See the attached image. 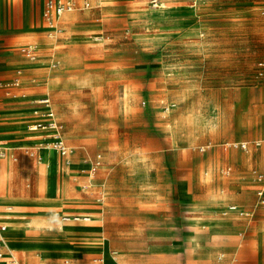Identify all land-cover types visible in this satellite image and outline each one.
<instances>
[{"label": "rangeland", "instance_id": "obj_1", "mask_svg": "<svg viewBox=\"0 0 264 264\" xmlns=\"http://www.w3.org/2000/svg\"><path fill=\"white\" fill-rule=\"evenodd\" d=\"M25 1L6 2L0 28L13 68L0 82L23 70L14 97L0 89V200L44 228H9L11 249L25 264L111 250L122 264H264V0H73L48 18L46 0ZM41 98L67 151L47 175L31 142L52 131L43 116L26 127Z\"/></svg>", "mask_w": 264, "mask_h": 264}, {"label": "crops", "instance_id": "obj_2", "mask_svg": "<svg viewBox=\"0 0 264 264\" xmlns=\"http://www.w3.org/2000/svg\"><path fill=\"white\" fill-rule=\"evenodd\" d=\"M9 0H0V28L1 27H3V26H7V24H8V20L6 19V17L4 16V14H5V12H6V2L7 3H9L8 2ZM48 1H53V2H62V3H66V2H69L72 6H75L74 5V1L73 0H65L66 2H64V0H46V2L44 3V5L48 2ZM21 4L22 6H21V8H22V11H24L25 12V10L27 9V8H29V5H30V0H26L25 2H18V4ZM43 5V7L41 8V15H43V8L45 7ZM72 10V9H71ZM70 10V11H71ZM70 11H65L64 13H67V12H70ZM22 26H23V22H22ZM10 38H13V36H10ZM1 42H3V41H1ZM4 43V42H3ZM28 46H33L34 48H35V56L37 57V47L35 46V45H33V44H28L26 47H28ZM1 48H4L3 46H0V77H3V76H5V73L7 72V71H11L13 68H12V65H11V59H9L7 56H5L4 55V51H1ZM23 48H25V47H23ZM23 48H21L20 49V52L22 53V49ZM3 50V49H2ZM22 55H23V57L25 58V59H27L28 61H30V62H33L34 60H36V57H35V59L34 60H30L29 58H27L23 53H22ZM6 67H11L9 70H7V68ZM33 68V67H32ZM24 69H31V68H24ZM13 71V70H12ZM23 70L22 69H20V70H14V73L12 74V76L11 77H9V78H5L4 80H2L1 82H0V89L2 90V93H3V95H4V97H6V98H11V97H14L15 96V93L17 92V91H19L20 90V88H21V79H22V77H23V72H22ZM14 79H18V81H19V85H18V87H13V88H11V89H5V88H3L2 87V84H4L5 82H8V81H11V80H14ZM8 91V93L9 94H7L6 92ZM41 99H43V98H41ZM41 99H39V100H41ZM33 104V103H32ZM31 107H33L32 109L34 110V108L35 107H38L37 109H39V108H44V107H42V106H31ZM40 111H43V110H40ZM35 112V110L34 111H32V114ZM34 114H37V113H34ZM38 120H41L40 118H39V116H36V117H33V116H30V121L28 122L29 124H27V128H28V126L31 124V123H33V122H36V121H38ZM33 145H37V144H39L38 145V148H39V146L40 145H44V146H46L45 144H48L49 142H48V140L46 141H44V139L43 138H33L32 139V142H31ZM46 152H50V151H46V150H40V151H38L37 152V157H38V159H39V162H38V164L43 160V158H44V155H45V153ZM54 153V152H53ZM32 154V156H33V152L31 153ZM56 154V153H55ZM3 155H4V153L3 152H1L0 151V158H3ZM58 155V154H57ZM96 164V163H95ZM96 166H98V165H96ZM229 173V172H228ZM26 186H29L28 184L26 185ZM0 203H1V200H0ZM2 204V203H1ZM3 206H2V210H0V226H4L5 227V229H4V231H1L0 232V238L3 240V244H4V247L1 249V257H0V259H6V262L8 263V264H25V261L23 260V258L20 256V254H18L17 252H16V250H14L15 249V247L12 245V243H14L13 241H11L10 240V238H9V235H8V230H9V226H8V224H7V219H8V213H12V211H13V204H10V203H7V204H2ZM230 205H228L225 209H227L228 207H229ZM231 206H233V205H231ZM234 206H236L237 208H238V205H234ZM224 209V210H225ZM239 210V209H238ZM4 213H6L5 215H3ZM230 214H238L237 212H231V213H227V212H225V213H222V215L223 216H228V215H230ZM239 215V214H238ZM86 219V220H84V219ZM82 218V220L81 221H89L90 219H89V217H83ZM58 229H61V228H58ZM11 248H14V249H11ZM26 253H28V257L27 258H29L31 261H33V259H31V254H32V251L30 252V251H28V252H26ZM4 255V256H3ZM46 256H47V254H46ZM58 256H59V254H58ZM7 257V258H6ZM61 256H59V258H60ZM77 257V254H76V256L74 257V258H76ZM223 258V256L222 255H219V256H217V259L218 260H220L221 261V259ZM10 262V263H9ZM30 262V261H29ZM95 262H97V263H99V264H108V263H110V262H114V263H119V264H122V262H121V260H120V258H119V256H118V253H117V251H115V250H111V251H108L107 253H104V254H101L100 255V257L95 261ZM64 264H69V262L68 261H64L63 262ZM237 262L234 260V261H232V264H236Z\"/></svg>", "mask_w": 264, "mask_h": 264}, {"label": "built area", "instance_id": "obj_3", "mask_svg": "<svg viewBox=\"0 0 264 264\" xmlns=\"http://www.w3.org/2000/svg\"><path fill=\"white\" fill-rule=\"evenodd\" d=\"M72 9V5L69 2L66 3H62V2H53V1H48L45 4L44 10H43V15L44 17H49L50 14L53 12L56 15H61L63 12L65 11H70ZM22 53L29 58L30 60H34L35 59V48L33 46H28L22 49ZM19 85V81L18 79H14L8 82H5L4 84H2V87L5 89H11L13 87H18ZM7 94L8 91L6 92ZM49 99L48 98H43L38 102L39 106H42L46 109V114L45 116L49 119L46 122V127L52 131V136L49 138V145L50 147H52V149H54L55 151L61 153L62 156H65L67 154L66 148L61 140V137L59 135L58 132V126L56 125V123L53 121V113L49 110ZM36 113V112H34ZM37 127H41L40 125H38ZM37 127L33 128V130H36ZM241 148L246 149V144H241L240 145ZM96 165H99V161L96 162ZM229 171H227L226 173H228ZM253 174L255 175L257 181H261L264 178V171L263 173H256L253 172ZM256 195H258L259 200H260V204L264 205V193L263 190H258L256 192ZM227 213H231V212H237L240 216H244V217H248V213H244V212H239L238 208L236 206H229L226 210ZM86 220V219H84ZM5 227L4 226H0V232L4 231ZM4 247L3 244V240L0 238V257H1V249Z\"/></svg>", "mask_w": 264, "mask_h": 264}, {"label": "bare ground", "instance_id": "obj_4", "mask_svg": "<svg viewBox=\"0 0 264 264\" xmlns=\"http://www.w3.org/2000/svg\"><path fill=\"white\" fill-rule=\"evenodd\" d=\"M67 14V13H66ZM62 15V14H61ZM95 39H97V38H95ZM29 66V65H28ZM255 99V98H254ZM43 111H44V109H43ZM166 111H168V108H167V110ZM165 111V112H166ZM39 116V118L40 119H42V116L43 117H45L46 119H44V121L46 120V121H48L49 119L45 116V114H40V115H38ZM41 122H43V121H40V120H38V121H36V122H33V123H31L29 126H28V128H31L32 130H33V128H35V127H37L38 125L37 124H40ZM23 126V125H22ZM46 146H43V145H40L39 146V148H38V151H40V150H46V151H50V152H46L45 153V155H44V158H43V160L39 163V165H40V167H39V171H40V173H42V174H50V173H52L53 172V170H54V167H55V165H56V163H60L61 164V162L63 161L62 160V158H60L59 156H60V154H59V156L57 155L58 153L54 150V149H52L51 147H50V145L49 144H45ZM54 152V153H53ZM56 153V154H55ZM10 161H9V159L8 158H6L2 163H1V165H0V180H1V183L3 182V183H5V180L8 178V176H9V174H10V172H11V170H12V167L10 166V163H9ZM50 176V175H49ZM51 178V177H50ZM49 179V178H48ZM7 181V180H6ZM9 183V182H8ZM49 185V184H48ZM50 186V185H49ZM3 188V187H2ZM48 189H49V187H48ZM2 190V189H1ZM2 192V191H1ZM14 203V202H13ZM196 209V208H195ZM17 211V210H16ZM13 212V211H12ZM17 214H12V213H8V219H7V224H8V226H9V228H19V227H22V228H25V229H27V228H33L34 230H41V228H44V227H42V226H44V225H41L39 222L38 223H36V222H34V221H32V220H29V219H26V218H24V217H22V215L19 213V212H16ZM6 213H4L3 215H5ZM93 216L95 215H97V214H92ZM95 219L93 218L92 219V224L90 225V227H88V228H84V226H83V228L84 229H82L81 231V234H82V236H83V238H88V237H90V236H93V235H98L99 234V232H100V230H99V227L97 226L96 227V225L94 224L95 223ZM67 222V221H66ZM92 226V227H91ZM46 229H51V227H47ZM43 231V230H42ZM10 236V235H9ZM96 237H98V236H96ZM19 243V242H18ZM17 243V244H18ZM14 244H16V243H14ZM33 248V247H32ZM36 248H34V250H35ZM37 252H41L42 254H47V248L45 247V246H40V247H38L37 246ZM36 252V251H35ZM67 255V254H66ZM69 255V254H68ZM4 256V255H3ZM7 258V257H6ZM10 263V262H9ZM0 264H8L7 262H6V259H0ZM110 264V263H109ZM112 264H118V263H114V262H112Z\"/></svg>", "mask_w": 264, "mask_h": 264}]
</instances>
